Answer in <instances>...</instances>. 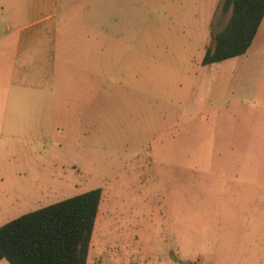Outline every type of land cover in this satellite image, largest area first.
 Returning <instances> with one entry per match:
<instances>
[{
    "label": "rangeland",
    "instance_id": "374dc122",
    "mask_svg": "<svg viewBox=\"0 0 264 264\" xmlns=\"http://www.w3.org/2000/svg\"><path fill=\"white\" fill-rule=\"evenodd\" d=\"M223 1H103V67L0 127V226L102 187L87 264H264V51L202 65Z\"/></svg>",
    "mask_w": 264,
    "mask_h": 264
},
{
    "label": "crops",
    "instance_id": "0c3cea01",
    "mask_svg": "<svg viewBox=\"0 0 264 264\" xmlns=\"http://www.w3.org/2000/svg\"><path fill=\"white\" fill-rule=\"evenodd\" d=\"M92 1L0 0V127L19 124L14 118L20 112L55 98L62 63L79 69L94 62L103 67L108 50L101 19L104 0H97L95 10L85 4ZM66 15L70 20L63 30ZM259 38L264 51V17L247 52Z\"/></svg>",
    "mask_w": 264,
    "mask_h": 264
},
{
    "label": "trees",
    "instance_id": "16d2710c",
    "mask_svg": "<svg viewBox=\"0 0 264 264\" xmlns=\"http://www.w3.org/2000/svg\"><path fill=\"white\" fill-rule=\"evenodd\" d=\"M231 11L212 34L202 65L247 52L264 17V0H224ZM103 189L97 187L28 211L0 226V261L10 264H87Z\"/></svg>",
    "mask_w": 264,
    "mask_h": 264
}]
</instances>
